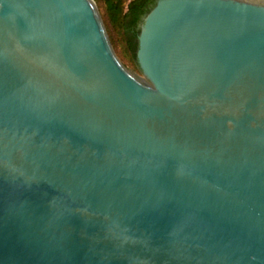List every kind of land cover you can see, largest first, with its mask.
Returning a JSON list of instances; mask_svg holds the SVG:
<instances>
[{
    "label": "water",
    "instance_id": "95a60500",
    "mask_svg": "<svg viewBox=\"0 0 264 264\" xmlns=\"http://www.w3.org/2000/svg\"><path fill=\"white\" fill-rule=\"evenodd\" d=\"M137 65L0 0V264H264V0H157Z\"/></svg>",
    "mask_w": 264,
    "mask_h": 264
},
{
    "label": "trees",
    "instance_id": "16d2710c",
    "mask_svg": "<svg viewBox=\"0 0 264 264\" xmlns=\"http://www.w3.org/2000/svg\"><path fill=\"white\" fill-rule=\"evenodd\" d=\"M103 8L109 22L118 26L123 34L127 51L137 66L138 37L143 18L157 0H95Z\"/></svg>",
    "mask_w": 264,
    "mask_h": 264
},
{
    "label": "rangeland",
    "instance_id": "374dc122",
    "mask_svg": "<svg viewBox=\"0 0 264 264\" xmlns=\"http://www.w3.org/2000/svg\"><path fill=\"white\" fill-rule=\"evenodd\" d=\"M95 1V0H94ZM96 3V1H95ZM100 15L103 19L107 34L109 36L110 42L112 44V47L117 55V57L119 58L120 62L134 75L143 77L142 73L140 72L138 65L136 66L135 63L132 61L127 48H126V44L124 42V38H123V34L121 29L116 26L113 25L109 22L105 11L103 8H100L98 6V4L96 3Z\"/></svg>",
    "mask_w": 264,
    "mask_h": 264
}]
</instances>
